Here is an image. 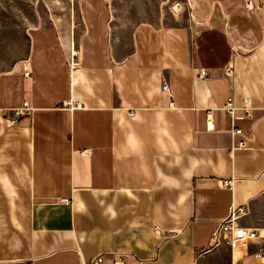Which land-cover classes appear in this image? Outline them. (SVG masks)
Here are the masks:
<instances>
[{
	"label": "crops",
	"instance_id": "1",
	"mask_svg": "<svg viewBox=\"0 0 264 264\" xmlns=\"http://www.w3.org/2000/svg\"><path fill=\"white\" fill-rule=\"evenodd\" d=\"M185 4L176 21L107 0H79L65 22L0 19V264H261V237L231 247L209 233L243 206L239 224L264 235V0Z\"/></svg>",
	"mask_w": 264,
	"mask_h": 264
},
{
	"label": "built area",
	"instance_id": "2",
	"mask_svg": "<svg viewBox=\"0 0 264 264\" xmlns=\"http://www.w3.org/2000/svg\"><path fill=\"white\" fill-rule=\"evenodd\" d=\"M184 2L187 3L188 0H184ZM184 2L179 0L174 1L171 5L172 10L173 11L180 10L181 5H183ZM254 4H255L254 0H243V5L247 9H252ZM230 50H231V54L236 53L237 51L236 46L234 44H230ZM22 63L24 64V66L22 67V74L28 76L30 74V70L26 66L27 60L23 59ZM79 65H80V55L75 48L71 47L67 55V67L69 70H71V69H75ZM195 73L197 77H201V78L206 75L205 69L199 66L196 67ZM231 74H232V67H231V61H229L223 69V75L226 77H231ZM160 88L165 93L167 99L169 100L168 104L171 105V99H170L171 94L168 88V84L163 77L161 78ZM67 104L70 105L68 101ZM235 107L236 106L234 105L231 96H228L222 106V109L230 116V118H232ZM239 108L243 110L244 115L248 114L250 106L247 97L244 95L241 97ZM29 110H30V105L26 100H24L21 106L12 108L10 110L9 119L14 120L17 116L29 112ZM231 131L232 133L235 134L236 133L242 134V130L240 127H232ZM245 142H246V136H243V138H240L236 141V146L242 147L245 145ZM232 181H233L232 177H225L221 180V185L224 187H231ZM245 212L246 209L243 206L230 207L228 213L225 216H223L221 219H219L214 225V227L211 229L209 233V245H214L217 243L224 242L232 247L236 243L261 237L262 242L260 245L257 246V249L253 255L259 259L261 264H264V235H262L257 229L253 227L243 226L238 222V217ZM101 260H102V255L97 254L94 257H92L87 264H99ZM113 264H125L124 256L119 255L118 257H116L113 261ZM228 264H242V263L238 259H231Z\"/></svg>",
	"mask_w": 264,
	"mask_h": 264
},
{
	"label": "rangeland",
	"instance_id": "3",
	"mask_svg": "<svg viewBox=\"0 0 264 264\" xmlns=\"http://www.w3.org/2000/svg\"><path fill=\"white\" fill-rule=\"evenodd\" d=\"M110 4L118 5L121 14H130L133 20H150L152 17L168 15L169 17L179 20L173 14L171 5L176 0H107ZM183 1L184 0H179ZM79 0H0V19L6 26V29L22 24L30 26L38 22V15L41 20L50 15L55 21H68V7L75 6ZM256 3L262 0H254ZM186 4L183 3L182 12H185ZM180 14V13H179ZM139 15V16H137ZM177 15V14H176ZM136 17V18H135ZM75 35V34H73ZM75 36L73 40L75 42Z\"/></svg>",
	"mask_w": 264,
	"mask_h": 264
}]
</instances>
